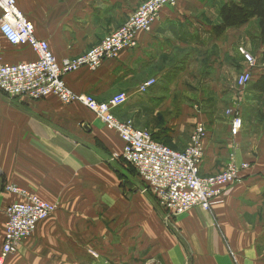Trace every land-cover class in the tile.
<instances>
[{
  "label": "crops",
  "instance_id": "1",
  "mask_svg": "<svg viewBox=\"0 0 264 264\" xmlns=\"http://www.w3.org/2000/svg\"><path fill=\"white\" fill-rule=\"evenodd\" d=\"M15 1L61 61L85 55L148 0ZM234 1L180 0L161 11L151 32L138 34L136 48L65 82L99 102L127 94L115 117L176 151L204 124L201 175L222 173L234 155L249 166L241 181L210 212L196 207L173 217L121 157L119 134L84 105L0 92V257L6 209L25 201L7 186L58 205L0 264H264V95L252 86L264 75V46L257 19L217 34L222 8ZM241 45L258 63L242 91ZM0 56L6 64L36 60L28 46H12L1 33ZM149 79L156 84L139 93ZM236 108L244 126L233 137L228 111Z\"/></svg>",
  "mask_w": 264,
  "mask_h": 264
},
{
  "label": "built area",
  "instance_id": "2",
  "mask_svg": "<svg viewBox=\"0 0 264 264\" xmlns=\"http://www.w3.org/2000/svg\"><path fill=\"white\" fill-rule=\"evenodd\" d=\"M180 0H148L116 31L85 55L65 58L61 61L53 55L49 44L37 38L34 24L18 9L15 0H0V33L12 46H28L36 60L27 63L6 64L0 56V92L11 99L27 97L39 101L50 96L63 104L80 103L96 114L109 130L116 131L124 143L121 157L131 165L146 189L151 191L171 216H183L199 207L210 212L221 202L226 191L241 181V173L249 168L239 165L234 155L226 169L215 176H203L200 172L205 155L207 130L198 124L184 151H176L157 141L151 132L137 129L132 121H121L114 111L128 101L125 93L118 94L107 102H99L90 95H77L65 82V77L81 69L95 71L105 61L115 59L124 51L137 46L139 33L151 32L159 20L161 11L175 7ZM246 72L237 80L242 91L254 79L257 60L248 52L239 49ZM156 81H147L139 93H147ZM231 116V136L237 137L244 122L238 108L228 111ZM6 191L24 196L25 201L13 203L6 209L5 237L0 260L15 254L20 245L31 237L37 225L50 218L58 205L43 200L16 186H7Z\"/></svg>",
  "mask_w": 264,
  "mask_h": 264
},
{
  "label": "trees",
  "instance_id": "3",
  "mask_svg": "<svg viewBox=\"0 0 264 264\" xmlns=\"http://www.w3.org/2000/svg\"><path fill=\"white\" fill-rule=\"evenodd\" d=\"M221 19L222 23L215 27L217 34H223L230 28H242L252 19H257L260 29V42L264 46V0H236L231 2L222 8ZM262 64L264 65V51ZM252 86L255 92L264 95V75L259 77Z\"/></svg>",
  "mask_w": 264,
  "mask_h": 264
},
{
  "label": "rangeland",
  "instance_id": "4",
  "mask_svg": "<svg viewBox=\"0 0 264 264\" xmlns=\"http://www.w3.org/2000/svg\"><path fill=\"white\" fill-rule=\"evenodd\" d=\"M243 49V50H245L246 52H248L249 54H251L252 56H253V53L251 52V50L250 49H248L246 46H244V45H241V46H239V48H238V53H239V49ZM254 57V56H253ZM255 58V57H254ZM256 59V58H255ZM257 60V59H256ZM246 72V68H245V70L240 74V76L243 74V73H245ZM239 76V77H240ZM238 77V78H239ZM150 80H152V79H149V80H147V81H150ZM238 80V79H237ZM146 81V82H147ZM145 82V83H146ZM145 83H143L142 85H144ZM142 85H140V87L142 86ZM249 86H250V84L246 87V88H249ZM119 94H121V93H119ZM262 105H264V101L262 102ZM164 144H166V145H168V146H171L170 144H168V143H164ZM226 169V168H225Z\"/></svg>",
  "mask_w": 264,
  "mask_h": 264
}]
</instances>
